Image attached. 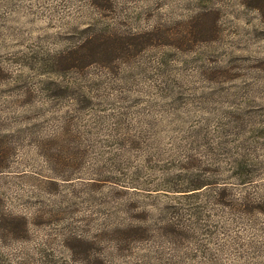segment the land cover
<instances>
[{
  "label": "rangeland",
  "instance_id": "374dc122",
  "mask_svg": "<svg viewBox=\"0 0 264 264\" xmlns=\"http://www.w3.org/2000/svg\"><path fill=\"white\" fill-rule=\"evenodd\" d=\"M0 264H264V0H0Z\"/></svg>",
  "mask_w": 264,
  "mask_h": 264
}]
</instances>
